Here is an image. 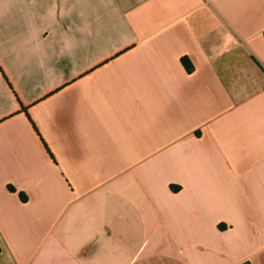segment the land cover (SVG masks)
I'll return each mask as SVG.
<instances>
[{"label": "crops", "instance_id": "obj_1", "mask_svg": "<svg viewBox=\"0 0 264 264\" xmlns=\"http://www.w3.org/2000/svg\"><path fill=\"white\" fill-rule=\"evenodd\" d=\"M0 264H264V0H0Z\"/></svg>", "mask_w": 264, "mask_h": 264}, {"label": "trees", "instance_id": "obj_2", "mask_svg": "<svg viewBox=\"0 0 264 264\" xmlns=\"http://www.w3.org/2000/svg\"><path fill=\"white\" fill-rule=\"evenodd\" d=\"M182 61H183L185 64H187L186 61H185L184 59H182Z\"/></svg>", "mask_w": 264, "mask_h": 264}]
</instances>
